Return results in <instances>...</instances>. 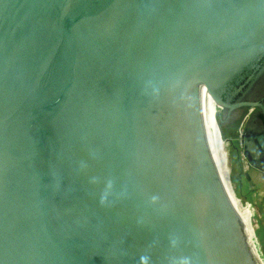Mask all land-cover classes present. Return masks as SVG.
<instances>
[{
  "label": "water",
  "instance_id": "95a60500",
  "mask_svg": "<svg viewBox=\"0 0 264 264\" xmlns=\"http://www.w3.org/2000/svg\"><path fill=\"white\" fill-rule=\"evenodd\" d=\"M263 76L264 0H0V264H259L211 144Z\"/></svg>",
  "mask_w": 264,
  "mask_h": 264
},
{
  "label": "crops",
  "instance_id": "0c3cea01",
  "mask_svg": "<svg viewBox=\"0 0 264 264\" xmlns=\"http://www.w3.org/2000/svg\"><path fill=\"white\" fill-rule=\"evenodd\" d=\"M251 99L258 100L263 107L245 108L236 119L239 122L238 126L242 125L244 131L241 140H236L237 167L242 169L245 185L250 190L257 191L256 194L258 193L261 200L264 201V79L254 87ZM246 138L249 140L246 141ZM250 222L252 221L246 220L247 224Z\"/></svg>",
  "mask_w": 264,
  "mask_h": 264
},
{
  "label": "rangeland",
  "instance_id": "374dc122",
  "mask_svg": "<svg viewBox=\"0 0 264 264\" xmlns=\"http://www.w3.org/2000/svg\"><path fill=\"white\" fill-rule=\"evenodd\" d=\"M264 79L260 78L257 84ZM235 119L223 125L224 134L226 136H238L240 125ZM225 150L228 158V167L230 171V186L235 195L237 209L242 218L250 223H244L249 241L254 254L261 264H264V201L261 200L257 191H252L245 185L243 180V172L237 167L238 147L236 142H227ZM242 158L245 157L242 155ZM255 193V194H254ZM250 211V213H249ZM246 217V218H245ZM253 225H252V224Z\"/></svg>",
  "mask_w": 264,
  "mask_h": 264
},
{
  "label": "bare ground",
  "instance_id": "6f19581e",
  "mask_svg": "<svg viewBox=\"0 0 264 264\" xmlns=\"http://www.w3.org/2000/svg\"><path fill=\"white\" fill-rule=\"evenodd\" d=\"M227 142L228 141L224 140L222 137L220 127L215 129V131L213 133V137H212L211 153H212V156H213L214 161L216 163L220 177H221V179H222V181H223V183H224V185L228 191L231 202L233 203L236 210H238L235 195L231 189L230 182H229L230 171H229V167H228V158H227V154H226V150H225V145L227 144ZM235 142H237V141L235 140L234 143ZM242 220L244 221V223H246V220L244 218H242ZM249 243H251V242L249 241ZM251 244H250V246H251ZM258 262H259V264H261L259 260H258Z\"/></svg>",
  "mask_w": 264,
  "mask_h": 264
},
{
  "label": "built area",
  "instance_id": "2783aa9c",
  "mask_svg": "<svg viewBox=\"0 0 264 264\" xmlns=\"http://www.w3.org/2000/svg\"><path fill=\"white\" fill-rule=\"evenodd\" d=\"M243 135H244V131H243V126L241 125L240 128H239L237 139L241 140Z\"/></svg>",
  "mask_w": 264,
  "mask_h": 264
},
{
  "label": "clouds",
  "instance_id": "9594fccd",
  "mask_svg": "<svg viewBox=\"0 0 264 264\" xmlns=\"http://www.w3.org/2000/svg\"><path fill=\"white\" fill-rule=\"evenodd\" d=\"M141 264H147V258L141 257Z\"/></svg>",
  "mask_w": 264,
  "mask_h": 264
}]
</instances>
